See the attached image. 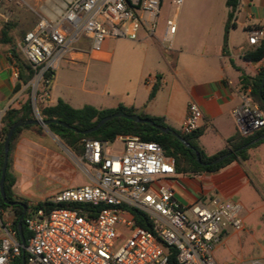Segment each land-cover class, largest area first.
<instances>
[{"label":"built area","instance_id":"built-area-1","mask_svg":"<svg viewBox=\"0 0 264 264\" xmlns=\"http://www.w3.org/2000/svg\"><path fill=\"white\" fill-rule=\"evenodd\" d=\"M13 0H0V8ZM184 0H171L178 10ZM17 5L20 6L19 3ZM161 0H65L40 18L22 39L21 53L34 71L27 87L36 118L37 91L48 96L54 73L67 61L76 44L85 39L89 51L100 50L105 40H136L141 25L154 33ZM175 15L165 23V41L176 30ZM255 48L264 41V30L247 31ZM12 76L18 70L11 61ZM232 111L240 135L264 126V116L248 99ZM202 112L190 103L180 133L190 135L201 127ZM122 150L108 151V143L84 140L83 155L74 157L88 183L59 191L46 201L61 207L34 210L26 219L29 239L24 247L27 264H169L173 250L177 264H217L214 246L226 229H244L236 218L238 204L211 200L182 205L176 197L175 164L160 146L136 136H119ZM133 213L145 217L150 230L135 225ZM22 247L11 223L0 219V264H13ZM252 264H264L256 261Z\"/></svg>","mask_w":264,"mask_h":264},{"label":"crops","instance_id":"crops-1","mask_svg":"<svg viewBox=\"0 0 264 264\" xmlns=\"http://www.w3.org/2000/svg\"><path fill=\"white\" fill-rule=\"evenodd\" d=\"M187 2V3H186ZM204 3L207 8L199 7ZM188 8L180 19L171 42L165 41V25L156 20L154 33L141 25L136 40H105L99 51L91 53L89 43L81 39L60 68L54 73L48 96L41 103L54 106L62 100L74 109L85 105L96 109H113L119 105L134 108L137 114L163 118L169 129L179 131L190 103L202 112L199 147L207 156L223 150L227 141L239 132L232 111L242 105L246 90L241 89L240 72L255 76L261 63L245 62L243 54L252 49L247 43V31L264 30V0H239L226 39L228 9L216 6L226 0H184ZM94 64V65H92ZM102 66L113 67V77L102 78ZM13 66L7 54L0 52V120L10 108H19L27 99V85L21 86L12 76ZM109 71V72H108ZM107 74L110 73V69ZM105 79V80H102ZM19 89L16 90V86ZM154 85L158 90L148 100ZM59 140L43 128L36 137L32 130H22L12 142L8 154L9 171L15 177L13 194L31 205L42 203L61 190L43 191L34 177L45 167L65 173L73 170L69 158L61 153ZM247 162H234L224 169L196 177L178 175L174 185L179 202L188 206L196 202H233L235 196L252 190L251 172L264 164V144L249 151ZM256 156L263 160L256 162ZM87 178L84 184H87ZM12 222V221H11ZM10 222V223H11ZM239 232L224 233L213 250L217 264H252L264 256L247 261L232 260L230 242Z\"/></svg>","mask_w":264,"mask_h":264},{"label":"trees","instance_id":"trees-1","mask_svg":"<svg viewBox=\"0 0 264 264\" xmlns=\"http://www.w3.org/2000/svg\"><path fill=\"white\" fill-rule=\"evenodd\" d=\"M238 1L239 0H226V7L229 11L223 37V45L225 48L224 53H226V39L228 31L230 28L234 27V24H231L230 22L236 12ZM12 28L13 25L9 23L4 24L1 28L0 50L4 49L6 50L5 52L9 54L10 60L13 61L14 66L18 70L17 80L19 84L21 86H26L32 80L34 71L30 64L23 57L20 50L17 48V45L11 36ZM242 59L245 62L261 63L262 65L257 74L251 77L237 68L232 60L229 61L231 66L240 72L239 80L241 89H249V92L247 93L248 99L264 116V85L260 91L261 81L264 75V41L261 42L257 47L246 51L243 54ZM19 87L20 86L17 85L16 90H18ZM46 90L47 89L45 86H41L37 91L36 97L37 113L42 121L56 120L63 122L69 127L75 128L78 131H85L95 126L96 123L103 117L115 113H124L126 115H138L141 118L150 120L155 125L160 127H168L165 124L163 118L137 114L134 108H126L122 105H119L113 109H96L88 105H85L79 109H74L64 101L58 100L54 106H45L41 103V101L43 99V93L46 92ZM157 90L158 85H154L148 97L149 101L154 98ZM26 94L27 99L21 104V106L19 108L8 109L0 120V175L4 158L3 143L9 128L17 121H29L36 118L31 102L30 89L28 87ZM46 129L53 136L57 137L59 142L77 157H81L83 155L82 141L84 140L98 141L101 143H113L119 136H136L141 141L158 144L163 154L166 157L172 158L174 160L176 174L188 177L216 173L234 162H247L250 159L249 151L261 144H264V139H262L255 144L248 145L255 139L264 135V126L245 136H242L238 133L235 137L227 141V144L223 150L212 156H207L197 143V139L201 134L200 130H197L190 135H182L179 131L171 129L189 144L190 148H187L178 139L171 136L170 134H164L146 124H137L121 118L113 119L105 123L96 132L87 135L74 133L71 130L65 129L64 127L57 124H49ZM22 130H32L36 134V137L43 134V127L41 126L31 125L17 128L13 133L9 151L11 149L13 140ZM196 153L199 155V158L203 163H209L225 154H229V156L217 164L211 166H201L196 162ZM15 180V177L9 171L8 163L4 181V192L6 199L10 202H21L26 206V211L24 212V209L20 206L9 207L5 205L0 197V215L1 211L11 210L13 212L14 217L11 222V226L16 234L17 240H19L18 221L22 219V232L26 245L30 236L26 230V219L30 217L31 213L37 209H45L48 211L61 206L50 204L47 201L37 203L36 205H31L27 200L16 197L12 191ZM133 218L136 226L150 230V225L145 217L138 213H133ZM24 257L25 264H27V256L25 255ZM168 263L177 264L173 250L170 251ZM13 264H23L22 253L14 260Z\"/></svg>","mask_w":264,"mask_h":264},{"label":"rangeland","instance_id":"rangeland-1","mask_svg":"<svg viewBox=\"0 0 264 264\" xmlns=\"http://www.w3.org/2000/svg\"><path fill=\"white\" fill-rule=\"evenodd\" d=\"M63 2H65V0H13L11 3L0 8V30L4 24H12L11 36L17 48L20 50L24 34L32 30L40 18L50 16L55 10L61 9V4ZM17 3H19L20 6L17 5ZM188 8V5L185 4L176 10L171 4V0H161L160 13L157 17V21L165 25L166 21L171 19L174 15L176 19L181 20L183 13ZM193 8L206 9L207 6L204 3H200L199 7L193 6ZM225 8H227L226 4L225 6L221 4L215 7V9L220 11ZM5 51L4 49L0 50L1 53L7 54L10 58L9 54ZM109 69L110 73L107 74ZM101 70L103 71L102 78L108 76H110L109 78L113 77V67L108 68V66H102ZM34 114L36 117L35 111ZM58 145L61 153L69 158V161L73 165V170L60 173L51 167H45L39 175L34 177L35 183H37L43 191H52L63 187L74 188L85 185L84 181L86 175L82 167L78 166L74 159V157H79L75 156L61 143ZM121 150L122 147L118 141L115 140L113 143H108L109 153L118 154ZM262 160L260 156H256L255 158L256 162H261ZM257 169L258 166L256 165V171L251 172L252 190L247 188L233 199V202H240L242 204V209L238 212L236 218L240 219L244 225L243 231L237 233L239 238L229 243L232 249V260L234 262L243 260V262L246 263L251 259L264 256V164L260 166L259 170ZM13 217L14 214L11 210L1 211L0 219L3 224L10 223ZM225 233L231 234L234 233V231L228 227ZM216 246H214V248Z\"/></svg>","mask_w":264,"mask_h":264},{"label":"water","instance_id":"water-1","mask_svg":"<svg viewBox=\"0 0 264 264\" xmlns=\"http://www.w3.org/2000/svg\"><path fill=\"white\" fill-rule=\"evenodd\" d=\"M264 85V75L262 77V81H261V87H260V91L262 89ZM116 118H121V119H125L127 121H131L137 124H146L149 125L150 127L164 133V134H170L171 136L175 137L176 139H178L185 147L190 148L189 144L180 136L178 135L176 132L172 131L171 129H169L168 127H160L155 125L153 122H151L150 120L144 119L139 117L138 115H126L124 113H115L106 117H103L102 119H100L95 126H93L90 129H87L85 131H78L75 128L69 127L67 124L63 123V122H59L56 120H50V121H42L41 119H37L35 118L34 120H29V121H17L16 123H14L8 130L4 143H3V151H4V158H3V165H2V169H1V175H0V197L2 199V201L4 202L5 205L9 206V207H13V206H20L24 209V212L26 211V206L24 204H22L21 202H10L6 199L5 196V192H4V181H5V173H6V169H7V164H8V154H9V147H10V142L13 136L14 131L17 128H21L24 126H31V125H36V126H41L43 128H47V126L49 124H57L60 125L62 127H64L65 129H69L74 133L77 134H81V135H87V134H91L93 132H96L98 129H100L105 123L116 119ZM264 139V135L262 137H259L257 139H255L254 141H252L251 143H249L248 145H252L255 144L256 142L260 141ZM229 154H225L222 155L218 158H216L215 160L209 162V163H203L200 158L199 155L196 153L195 154V158H196V162L201 165V166H211L214 164L219 163L220 161H222L223 159H225L226 157H228ZM18 237H19V242L20 245L22 247V261L23 264H25V254H24V247H25V239L23 237V232H22V219H20L18 221Z\"/></svg>","mask_w":264,"mask_h":264},{"label":"bare ground","instance_id":"bare-ground-1","mask_svg":"<svg viewBox=\"0 0 264 264\" xmlns=\"http://www.w3.org/2000/svg\"><path fill=\"white\" fill-rule=\"evenodd\" d=\"M63 6V3L61 4V7Z\"/></svg>","mask_w":264,"mask_h":264}]
</instances>
